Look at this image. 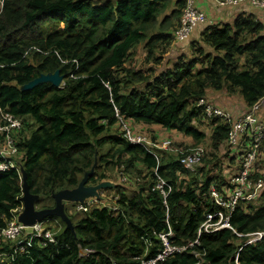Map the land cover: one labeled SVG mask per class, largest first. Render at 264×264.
I'll return each instance as SVG.
<instances>
[{"label":"trees","instance_id":"trees-1","mask_svg":"<svg viewBox=\"0 0 264 264\" xmlns=\"http://www.w3.org/2000/svg\"><path fill=\"white\" fill-rule=\"evenodd\" d=\"M184 7L185 0H0V109L21 121L16 160L29 192L39 197L36 210L53 207V194L75 189L92 170L87 186L112 180L107 173L117 170L135 186L112 190L116 211L65 207L74 232L58 219L61 227L47 228L54 243L35 239L13 260L6 255L16 242L0 236V264H140L139 258L161 251L160 234L170 232L172 246H186L221 210L210 189L221 193L227 182L217 153L226 145L228 125L209 122L211 159L205 155L190 172L177 155L129 144L116 119L158 126L199 145L205 136L194 125L204 118L195 103L206 90L238 94L247 109L264 98L263 23L239 13L231 23L203 26L190 43L192 55L170 61ZM140 46L144 64L153 68L127 66ZM56 71L60 87L24 89ZM254 166L249 181H261L262 190L237 204L232 230L202 234L197 245L156 264H230L242 246L240 264H264V237L244 245L247 235L264 232V148ZM159 180L168 185L165 198L154 187ZM21 187L15 171L0 174V233L20 206Z\"/></svg>","mask_w":264,"mask_h":264},{"label":"built area","instance_id":"built-area-1","mask_svg":"<svg viewBox=\"0 0 264 264\" xmlns=\"http://www.w3.org/2000/svg\"><path fill=\"white\" fill-rule=\"evenodd\" d=\"M216 6L221 9L234 10L237 7L246 4L249 7L263 12V26H264V0H213ZM199 0H185V7L182 11L180 23L174 32L173 39L177 42H186L191 38L192 33L198 26H214L212 20L208 19L198 7ZM197 108H200L203 113L204 120L211 122L213 120L221 121L223 124L229 126V133L226 145L231 149H236L241 144L244 145L243 153L240 160V170L237 174L232 175L229 180L231 190L228 194L217 192L213 187L210 189V198L214 203L221 208L220 211L207 217V220L200 225L197 231L196 239L186 246H172L169 243L171 233L160 234L158 237L162 242L163 248L153 258L149 260L138 259L140 264H156L164 259L174 255L185 252L198 244L199 237L202 234H212L222 229L232 230L229 219L231 213L236 208L239 202L255 200L262 190L263 183L257 181L252 184L249 177L252 173V168L256 163L258 157L264 148V114L259 119L257 113L264 109V98L248 108L245 113L239 117L233 116L230 112L223 110L211 103L206 98H201L195 103ZM116 119L120 125V134L122 138L131 145H138L146 147L150 153L156 152V144L149 142L145 137L134 133L130 124L124 121L116 114ZM21 121L11 114L0 109V135H2V143L0 146V174L15 171L21 180L20 165L16 160L19 155L16 146L14 135L21 129ZM171 149L170 145L161 150L168 151ZM152 150L154 152H152ZM178 156L179 163L184 170L193 172L197 167L201 166L202 161L206 155L202 146H197L186 151L174 150ZM227 180V181H228ZM155 189L165 198L167 195L168 185L159 180L154 186ZM22 192V187H21ZM22 197V194H21ZM116 199V198H115ZM20 206L12 211V217L7 225L1 230L0 236L5 242L15 243L16 246L6 255V259L13 260L17 254H26V250L31 246L35 239H45L50 243H54L53 232L44 226V222L35 223L30 227L23 226L18 217L23 210V203L20 199ZM105 207L112 211H116V207L112 204L106 207L101 201L91 199L85 201L83 204H76L75 211L85 213L90 208L99 206ZM47 223V222H46ZM29 230V231H28ZM25 234V236H23ZM239 236V235H238ZM24 237L23 240L18 241L19 238ZM241 237V236H239ZM264 237V232H256L247 235V242L244 245H250L259 242ZM243 247V246H242ZM236 252L233 261L230 264L239 263V252ZM91 250H84L83 254L90 255ZM5 258L0 255V259Z\"/></svg>","mask_w":264,"mask_h":264},{"label":"crops","instance_id":"crops-1","mask_svg":"<svg viewBox=\"0 0 264 264\" xmlns=\"http://www.w3.org/2000/svg\"><path fill=\"white\" fill-rule=\"evenodd\" d=\"M197 5H198L200 11L203 12L205 14V16L208 17V19L213 21L214 25H224V24L231 23L233 21V19L235 18V16L238 15L239 13H245V14L253 15L257 20H259L261 22L263 20V12L262 11L255 10V9L249 7L248 5H245V4L237 7L234 10L221 9L218 6H216V4L214 3L213 0H199ZM203 28H204L203 26H198L194 30V32L192 33L191 38L186 42H177L174 40L173 44L171 46L170 52L168 54L170 57V61L174 57H177L179 55H185L188 57L191 56L192 55V49H191L190 43L193 41H197L199 39V36H200ZM173 35H174V32L172 33V36ZM138 69H141V68H138ZM237 97H240V96L238 94L228 95V93L225 90H223L222 92H215L211 89H208V90H206V93H205V98L208 101H210L211 103H214L219 108L230 112L235 117H239L247 111V108L245 107L241 97H240V99L242 101V104L236 100ZM202 123L208 124L211 128V124L208 121L203 120ZM131 126H132V124H131ZM135 126L137 128H139L140 130H142L145 127V130L142 131L143 134H141L140 132H138V133H140L141 136L145 137L149 142L155 143L157 145L156 150H161L162 148H165L168 145L171 146V144L175 143V142L186 143L187 145L191 144L190 139H188V138H186V136L179 134V133H176V132H166L164 134H159V135L154 134L153 135L154 138L147 136V134L145 133L147 131L146 128H155L158 126H144V125H135ZM134 130L136 131V128H134ZM148 135H149V133H148ZM243 148H244V145L241 144L239 147L236 148V150L239 153H241V155H242ZM152 152H154V151L152 150ZM111 181L112 180L109 181V179L104 180V181L98 183L97 185L102 184V183H109L110 185H113L114 188L117 187L115 182L113 184L112 183L113 181L112 182ZM114 188H105L102 190H111L112 191ZM230 190H231V186L229 185V180H228L222 186L221 192L225 195V194H228ZM101 191H99V192H101ZM99 192H98V195H99L98 197L101 200ZM113 193H115V192H113ZM112 198H114V196ZM91 199H95V198H91ZM91 199H88L86 201H89ZM111 204H105L104 203V205L106 207H108ZM65 207H66V205H65ZM97 207H100V205Z\"/></svg>","mask_w":264,"mask_h":264},{"label":"rangeland","instance_id":"rangeland-1","mask_svg":"<svg viewBox=\"0 0 264 264\" xmlns=\"http://www.w3.org/2000/svg\"><path fill=\"white\" fill-rule=\"evenodd\" d=\"M143 58H144V49L140 46L134 51L133 56L129 60L127 66L128 67L134 66L137 69L138 68H142V69L153 68V66L151 64L145 65ZM158 70L160 71L161 68H159ZM236 100L242 104L240 97H237ZM263 114H264V109L262 111H260L259 113H257V117L260 119ZM131 127H132L134 133L137 135H140V133L143 134L142 131L145 130V127L142 130H140L134 124H132ZM134 128H136V131L134 130ZM194 128H196L199 132L204 134L205 140L203 143H201L199 145H194V142L191 140V138L186 137V138L191 140V144L187 145L186 143H181V142L172 143L171 149H169L168 152L175 156L176 152L174 150L186 151V150H189V149L197 147V146H202L206 152V156L208 155V159H211L209 157L210 154L212 153V150L210 149V136H211L210 126L206 123L205 124L200 123V124L194 125ZM146 130L147 131L146 132L144 131V132L147 134V136H149L151 138H154L153 137L154 134L159 135V134L166 133L164 130H162L159 127L146 128ZM138 132H140V133H138ZM148 133H149V135H148ZM240 160H241V153H239L236 149H231V148L227 147L226 145H223L221 147L220 151L217 153V164L219 167V172L222 173V175L225 177V179L228 180L232 175H235L238 173V171L240 170V166H239ZM253 170H255V166H254ZM118 171L119 170H117V172L113 171V172L107 173V176L113 180V182L112 181L111 182L113 184L115 182L116 185H121L124 189L129 188V189L134 190L135 189L134 183H131L128 179H126L127 175L120 174ZM99 193H100V197H101L100 201L103 204L104 203L105 204H111L113 202L112 197L115 196L113 191L102 190ZM66 208L69 211H71L74 208V204H66ZM42 222L45 223L44 226L46 228H48V226H49L50 228L54 229L55 225L58 228H59V225L61 227L60 221L58 220V218H55V217L46 218ZM23 236H25V234Z\"/></svg>","mask_w":264,"mask_h":264},{"label":"water","instance_id":"water-1","mask_svg":"<svg viewBox=\"0 0 264 264\" xmlns=\"http://www.w3.org/2000/svg\"><path fill=\"white\" fill-rule=\"evenodd\" d=\"M63 82V77L60 76L59 71L53 74L40 75L25 86V90H31L41 84H50L53 87H60ZM22 177V197L23 210L18 217V221L25 227H30L35 223H40L46 218H58L64 225L66 230L74 232L73 225L70 219L65 214L66 204H83L86 200L95 198L99 199L98 192L105 188H114L109 183H102L95 186H87L88 177L93 174V170L83 176L78 186L72 190H63L51 196L54 204L48 209L36 210L35 203L38 196L32 195L29 192L26 183V177L20 169Z\"/></svg>","mask_w":264,"mask_h":264}]
</instances>
